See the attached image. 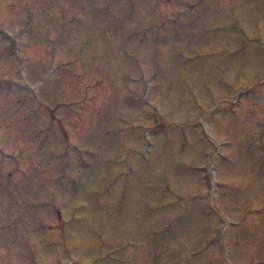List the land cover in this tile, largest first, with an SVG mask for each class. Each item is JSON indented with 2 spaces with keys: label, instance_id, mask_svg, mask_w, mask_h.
Masks as SVG:
<instances>
[{
  "label": "rangeland",
  "instance_id": "374dc122",
  "mask_svg": "<svg viewBox=\"0 0 264 264\" xmlns=\"http://www.w3.org/2000/svg\"><path fill=\"white\" fill-rule=\"evenodd\" d=\"M0 264H264V0H0Z\"/></svg>",
  "mask_w": 264,
  "mask_h": 264
}]
</instances>
